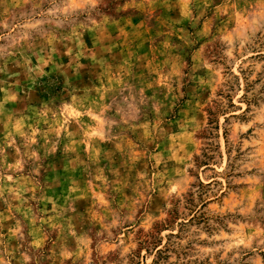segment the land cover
<instances>
[{"label": "rangeland", "instance_id": "374dc122", "mask_svg": "<svg viewBox=\"0 0 264 264\" xmlns=\"http://www.w3.org/2000/svg\"><path fill=\"white\" fill-rule=\"evenodd\" d=\"M0 264H264V0H0Z\"/></svg>", "mask_w": 264, "mask_h": 264}, {"label": "trees", "instance_id": "16d2710c", "mask_svg": "<svg viewBox=\"0 0 264 264\" xmlns=\"http://www.w3.org/2000/svg\"><path fill=\"white\" fill-rule=\"evenodd\" d=\"M217 112H220V109H217V111H212V110H210V111H209V114L213 116V115H215ZM212 121H215V119H214L213 117L210 119V123H211ZM203 156H204L205 158H211V155H210L207 151H205V152L203 153ZM199 162H201L202 165H207V163L204 162V161H199Z\"/></svg>", "mask_w": 264, "mask_h": 264}]
</instances>
